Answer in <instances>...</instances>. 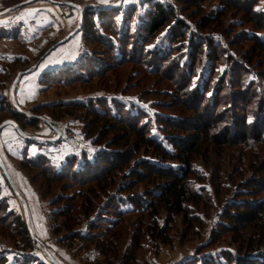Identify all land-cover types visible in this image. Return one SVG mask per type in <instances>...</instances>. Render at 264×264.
<instances>
[{"label":"trees","instance_id":"1","mask_svg":"<svg viewBox=\"0 0 264 264\" xmlns=\"http://www.w3.org/2000/svg\"><path fill=\"white\" fill-rule=\"evenodd\" d=\"M174 1L178 7L190 11L198 9L207 0ZM220 1L227 8L242 14L241 24L244 29L247 25L251 26L250 34L242 33L239 38L233 39L225 24L220 23L224 13L215 17L200 18L192 30L190 25L178 16V10L173 4L163 5L155 0L148 1L149 6L145 9V15H141L136 6L126 9L120 23L119 18L117 19L119 15L113 12V9L94 11L86 9L83 12L80 27L84 39L101 47L103 56L109 53L112 58L109 57L107 60L111 63L140 64L145 66L148 74L165 79L170 88L160 96L172 100L170 103L160 104V107L164 110H177L179 114L173 117L157 115L156 119L159 122L158 133L163 134L167 142L175 148L171 153L153 137L150 123L144 122L142 112L131 113V110H125V106L122 107L120 102L113 103L112 107L103 101H93L88 105L79 103L76 108L88 111L92 117L91 126L94 127L92 130L97 128L98 123L103 122L109 127H116L123 134L126 133V136L115 134L99 159L95 156L94 161H85L83 158V162L80 163L77 157H71L59 171L41 154L36 158L24 159L25 162H22L24 168L38 170L37 172L50 182L67 180L70 182L68 184L80 187L77 196L83 197L81 209L85 216L96 211V207L99 206L96 200L108 195L110 187L120 189L119 199L116 200L115 197L105 209L100 208L99 222L91 223L82 233L72 232L79 225L75 215L79 206L71 202L73 196L66 198L61 196L63 202L68 198L70 202L68 201L63 209L55 210L56 217L66 218L65 224L57 227L55 232L59 234L65 228L69 233L67 241L95 243L104 254L117 255L121 251L119 240L123 235L119 236L116 231L123 227L126 217L135 215L138 216V221L136 232L131 239L132 248L127 250L122 258L128 261V264H139L145 241H160L171 245L170 234L176 218H182L186 234L195 232L196 226L200 227L203 220L195 215L193 208L199 209L201 206L205 208L212 204L205 188L197 189L193 185L194 178L202 183H206L207 179L196 171L195 163L201 159L206 165L213 166L215 160V157L211 156L213 153L219 157L220 165L224 162L222 158L227 150L239 146L245 150H242L244 155L237 162H249L248 168L252 170L253 176L248 181L234 183L238 188L222 212V222L216 233L214 232L213 241L206 245L214 246L220 239L218 238L220 233L230 232L234 238L233 242L238 244V251L235 253L223 251L221 254L223 260L216 256H200L184 264H264V64L256 65L264 61L255 59L247 51H244L241 58L230 52L239 45V42L245 41L251 43V49H255L259 54L264 53V3L261 4L262 0ZM134 15L136 20L132 24L130 19ZM116 23L120 26L115 27ZM167 27L170 29V35L168 40L160 39L161 48L154 46L146 50L148 45H155V38ZM109 29H113L112 36L106 33ZM209 29L216 32L219 29L223 33V37L221 35L219 37H222L224 45L203 34ZM187 47V60L182 65L172 60L174 53H180ZM89 56L91 59L87 58L88 60H85L87 62H81L76 67H63L59 73L72 72L74 69L77 70L78 66L91 67L99 71L103 64L92 59L95 55ZM146 56L148 58L144 60ZM221 66H226L223 73L220 72ZM179 73L180 78L177 77ZM197 74L196 85H193ZM69 75L72 73H68L67 77ZM68 80H71V77H68ZM3 105L7 106V113H10L18 125L35 127L38 116H31L24 110L17 113L13 108H9L11 104L6 101H0L1 111ZM42 108L44 107L37 105L33 111ZM44 121L49 125L47 120ZM106 131L100 134V142L109 137L110 134H104ZM110 146L122 147L124 152L116 155ZM141 152H144V155L151 153L164 165L168 161H174L180 164V167L176 169L172 166H162L157 162L138 161L137 157ZM124 170H129V174L128 176L123 174L121 179H128V182H123V186L117 185V177H121L120 173ZM222 175L218 167V171L211 179L213 191L218 196L229 189L222 185L224 181ZM207 181L209 183V180ZM140 184H145L143 192L132 193ZM123 194H128L124 201ZM58 198L54 204L59 202ZM4 208L1 204L0 214L4 212ZM163 211L167 217L161 225ZM5 214L0 215V228L8 227L7 229L11 230L12 223H15V232L21 237L24 247L33 248L34 243L25 221L14 212L8 213L6 216H11V220H6ZM104 214H112L115 219L104 217ZM103 224H107V229L95 234L94 231ZM5 260L0 258V264H5ZM26 262L28 259L21 264Z\"/></svg>","mask_w":264,"mask_h":264},{"label":"rangeland","instance_id":"2","mask_svg":"<svg viewBox=\"0 0 264 264\" xmlns=\"http://www.w3.org/2000/svg\"><path fill=\"white\" fill-rule=\"evenodd\" d=\"M27 1L0 0V101L10 103L11 107L9 105L8 107L18 113L20 111L15 108L16 103L27 114L39 118L35 120V127L19 125L23 129H20L23 133L18 132L11 125L6 126L0 133V157L2 156L0 159L9 176V178L5 176L0 167V205L5 207L1 214L6 213V220H11V216L7 217L6 215L14 212L25 221L28 231L29 228L32 231V234L30 232L29 234L34 244L30 249L24 247L21 237L15 232V223H12L11 230H8V227H1L0 258L6 259L5 264H21L25 259H28L26 264H29V261L30 264H54L51 260L57 264H128V261L126 262L122 257L127 253V250L132 248L131 239L137 229L138 216L126 217L123 227L116 231L120 234L119 236L123 235L119 240L122 246L120 247L121 251L117 255L114 253L104 254L95 243L67 241L66 237L69 233L65 228L59 234L55 232L57 227H61L66 222V218H58L54 214L56 209H63L69 201L68 198L63 202L61 196L65 198L73 196L71 202L79 206L75 211L79 225L72 232L82 233L89 228L91 223L99 222L98 217L101 209H105L115 197H117L116 200L119 199L120 189L110 187L108 195H103L101 199L96 200L99 203L96 211L85 216L81 209L83 197L77 196L78 191L81 190L80 187H76L72 183L68 184L70 182L67 180L50 182L46 177L40 175L38 170L24 168L22 162H25V158H33L31 156L33 153L30 150L35 147L38 150L42 149L41 155L44 159L59 171L71 157H77L80 163L83 162V158L85 161H94L95 156L96 159H99L115 134H119L121 137L126 136V133L123 134L116 127H109L103 122L98 123L97 128L92 130L94 127L91 126V115L86 110L76 108V105L79 103L88 105L93 101H103L111 107L113 103L120 102L122 107L124 105L125 110L130 109L131 113L142 112L144 122L150 123L153 137L161 142L169 152H174V146L167 142L163 134L158 133L159 122L156 121L159 115L173 117L179 114L177 110H164L160 107V104H167L172 100L160 96L167 92L170 84L160 76L148 74L143 65L109 62L107 60L110 57L109 53L103 56L102 48L94 42L86 41L81 30L82 27H79L80 18L86 9L93 11L113 9V12L118 13L117 19L119 18L118 23H120L121 18L126 14L125 10L130 7L136 6L137 11L142 13L141 15H145L149 0H34L29 4L25 3ZM157 1L163 5L173 4L178 10V16L185 20L192 30L200 18L215 17L217 14L224 13L220 23L225 24L226 30L233 39L239 38L242 33L250 34L251 26L247 25L244 29L241 24L242 14L227 8L220 0H207L198 9L190 11L187 8L178 7L174 0H155V2ZM19 3L25 4L12 11H7ZM263 3L264 0L261 1V4ZM130 20L132 24L135 23V15ZM114 26L120 25L116 23ZM215 32L209 29L203 34L222 42L223 33L219 29ZM106 33L112 36L113 29L107 30ZM169 35L170 29L167 27L155 38V45H148L146 50H150L154 46L161 48L160 39L168 40ZM62 40H64L63 43ZM223 43L224 41L220 44L224 45ZM238 44L230 51L236 57L241 58L247 51L255 59L264 61V53L259 54L255 49H251V43L242 41ZM186 53H188V47L180 53H174L172 60L174 59L179 65H182L187 60ZM89 55H95L92 59L103 64L99 71L91 67L78 66V69H74L72 72L59 73L63 67H76L87 58L91 59ZM147 58L148 56L144 60ZM110 63L111 65L108 67ZM84 64L90 66L87 63ZM263 64L261 62L256 65L262 66ZM199 69L201 72L202 66ZM225 69L226 66H221L220 72L223 73ZM20 73L22 74L19 76ZM68 73H72L68 76L71 77V80H68ZM177 77L180 78V73ZM17 78L19 80L14 85ZM197 78L198 74L192 82L193 85H196ZM37 105L44 108L33 111ZM3 106L2 111L0 110V125L8 119L15 120L10 113H7V106ZM188 114L190 115V112ZM44 119L48 121L49 125ZM171 120L175 119L171 118ZM104 130H107L104 134L110 135L105 141L100 142L99 137ZM23 143L24 145H22ZM20 148L23 149L22 156L19 158L16 151ZM127 148L129 149V147ZM112 149L116 155L124 152L122 147H112ZM242 150L245 149L239 146L227 150L222 158L224 162L220 165L219 157L214 156L213 153L211 156L215 157L214 164L217 165H206L201 159L195 163L196 171L207 179L206 183H202L194 178L192 179L193 185L197 189L205 188L212 204L205 208L203 206L199 209L193 208L195 215L200 216L203 223L200 227H195V232L186 234L183 230L182 218H176L170 234L171 245L160 241L150 242L147 240L144 242L143 240L145 247L139 257V264H184L200 256H216L223 260L221 258L223 251L232 253L238 251V244L233 242L234 238L230 232L220 233L218 237L220 239L214 246L207 247L206 245L213 241L214 232L216 233L222 222V212L238 188V185L234 183L248 181L253 176L252 170L248 168L249 162H237L244 155ZM113 158H117V156H113ZM137 158L138 161L147 160L164 165L159 158L152 156L151 153L144 155V152H141ZM164 166L178 169L180 164L168 161ZM218 167L223 174L222 185L229 188L220 196L213 191L214 188L211 185L212 176L218 171ZM242 171L243 173H239ZM128 172L129 170H124L120 173L121 177H117V185L123 186V182L125 183L128 179L121 178L124 175L128 176ZM14 179L17 180V184ZM144 185L140 184L132 193H142ZM126 195L128 194L122 195L123 201L127 197ZM57 198L59 202L54 204ZM127 207L131 206L127 205ZM104 215V217L115 219L112 214ZM166 217V213L163 211L160 219L161 225L164 224ZM106 225L103 224L94 233L97 234L102 232V229H107ZM33 257L37 259H33Z\"/></svg>","mask_w":264,"mask_h":264},{"label":"water","instance_id":"3","mask_svg":"<svg viewBox=\"0 0 264 264\" xmlns=\"http://www.w3.org/2000/svg\"><path fill=\"white\" fill-rule=\"evenodd\" d=\"M32 1H34V0H28L27 2H25V3H27V4H29V3H32ZM25 3H19V4H17L16 6H13V7H10L9 9H7V11H12V10H14V9H17V8H19V7H21V6H23ZM83 22V13H82V16H81V18H80V25H79V27L81 26V23ZM71 35H73V34H71ZM70 35V36H71ZM63 41L64 40H62V43H63ZM60 45V44H59ZM22 73H20L19 74V76L21 75ZM19 80V78H17L16 80H15V82H14V85L16 84V82ZM14 85H13V87H14ZM13 90H14V88H13ZM13 92V91H12ZM15 108L18 110V111H21L22 109L21 108H19V106L15 103ZM23 111V110H22ZM8 125H11V126H13L15 129H17L18 130V132H22L23 133V131H21L20 130V127H19V125H18V123L15 121V120H12V119H8V120H6V122H4V123H2L1 125H0V133H1V131L4 129V128H6V126H8ZM0 167L2 168V170H3V172H4V174H5V176H7L8 178H9V176L7 175V172H6V169H5V165H4V163H3V161H1V159H0ZM18 194V193H17ZM19 195V194H18ZM29 232L32 234V231H31V229L29 228ZM52 261V263H54V264H57V263H55V261L54 260H51Z\"/></svg>","mask_w":264,"mask_h":264},{"label":"crops","instance_id":"4","mask_svg":"<svg viewBox=\"0 0 264 264\" xmlns=\"http://www.w3.org/2000/svg\"><path fill=\"white\" fill-rule=\"evenodd\" d=\"M22 145H24V143L22 144ZM26 145V144H25ZM39 146H41V147H44V146H42V144H39ZM30 147V146H29ZM35 148V147H34ZM33 148V150H30V151H32V153L33 154H31V156L34 158V157H36L37 155H39V154H41V152H42V149L41 150H38V148H35L34 149ZM22 149L23 148H20V149H18L16 152H18V156H19V158L22 156V154H21V152H22ZM37 151H39V153H36ZM43 153V152H42ZM2 157V156H1ZM0 157V158H1ZM3 159V158H2ZM14 180H16V179H14ZM16 184H17V180H16ZM36 226V225H35Z\"/></svg>","mask_w":264,"mask_h":264}]
</instances>
